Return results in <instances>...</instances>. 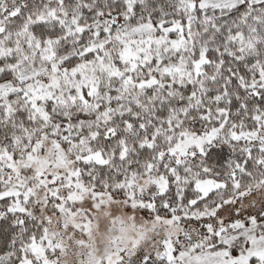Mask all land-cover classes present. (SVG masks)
<instances>
[{"label":"snow or ice","instance_id":"1","mask_svg":"<svg viewBox=\"0 0 264 264\" xmlns=\"http://www.w3.org/2000/svg\"><path fill=\"white\" fill-rule=\"evenodd\" d=\"M0 264H264V0H0Z\"/></svg>","mask_w":264,"mask_h":264}]
</instances>
